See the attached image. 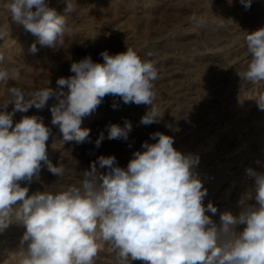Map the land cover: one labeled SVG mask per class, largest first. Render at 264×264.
<instances>
[{
	"label": "clouds",
	"instance_id": "obj_1",
	"mask_svg": "<svg viewBox=\"0 0 264 264\" xmlns=\"http://www.w3.org/2000/svg\"><path fill=\"white\" fill-rule=\"evenodd\" d=\"M239 2L246 10L252 4V0ZM66 3L64 14L46 0H6L5 8L9 18L36 37L41 47L56 48L71 31L68 17L77 7L75 0ZM190 23L207 26L196 13ZM246 33L244 43L251 59L245 70L237 72L241 86L264 82V27ZM37 51L33 43L30 52ZM100 55L102 63L91 56L73 62L74 75L59 78V90L45 87L29 93L13 86L8 88L11 99L0 104V232L12 222L24 226L22 264H95L101 241L110 245L118 264L136 260L143 264H264V172L245 170L254 178L256 206L247 205L245 195L239 201L241 212L221 213L217 225L206 215L208 211L215 214L217 208L212 203L204 206L207 189L194 171L199 156L181 153L173 146L174 138L161 132L150 134L156 142L145 141L144 150L134 152L126 168L118 165L114 155H101L81 173L79 185L27 195L28 187L19 182L30 183L38 176L42 161L56 177L63 176L65 168L48 161L46 142L51 129L43 119L23 116L14 124L17 112L27 113L32 107L42 110L54 97L51 123L59 127L64 141L77 144L91 142L90 129L81 128L82 119L107 96L114 98L113 109L118 107L116 98L125 105L149 106L140 124L159 122L154 103L159 74L151 59H142L132 47ZM146 55L150 58L152 53ZM3 61L0 52V65ZM20 79L19 69L0 66V83ZM254 99L264 111V93ZM9 104L11 111H7ZM131 131L130 121L125 120L123 127L110 124L107 139L127 141ZM104 139L101 132L95 146L99 148ZM239 225H244L241 231L236 230Z\"/></svg>",
	"mask_w": 264,
	"mask_h": 264
},
{
	"label": "rangeland",
	"instance_id": "obj_2",
	"mask_svg": "<svg viewBox=\"0 0 264 264\" xmlns=\"http://www.w3.org/2000/svg\"><path fill=\"white\" fill-rule=\"evenodd\" d=\"M95 1L96 0H86L85 2V0H75L77 5L75 10L76 13L74 12L75 15L73 13L68 17V26H71V31L65 33L63 45L58 44L56 48H50L47 46L41 47L36 42V37L31 33L26 32L22 25L19 26L20 28H18L16 32H13L14 34L12 33L13 37L11 36L12 34L9 35L7 33L0 37V52L4 55L3 64L0 66L7 69H19L21 75V79L18 81L9 80V84L0 83V104L11 99L8 93L9 87H20L29 93L45 87H51L59 78H68L73 74L70 71L73 62H78L86 56H91L93 61L95 60V62L98 61V63H102L103 59L100 55L102 52L101 50H108L109 54H116L123 52V50L126 51V47H133L135 45L141 46L144 43L146 44V42H156V40H159L161 37H168V35H170L175 29H186V23L190 20L193 13H196L201 18L203 17L204 20L213 18L218 23L226 20L234 21L240 26V34L237 32L236 35L242 36V31L246 27L244 16L254 13V11L260 7L259 5L264 4V0H256V2L251 4L250 9L246 10L245 8H241L240 12H236L235 7L241 5L239 0H102V3L105 6L104 12H107L105 10L108 9L109 11L107 12L108 18L106 19L107 14L105 13L106 17L104 16V18L101 19L99 7L96 6ZM46 2L49 7L54 8L59 14H64V9L67 7L66 0H46ZM5 3L6 0H0V25L7 24L5 16L9 13L5 8ZM132 3L139 6L136 18L137 21L135 20L134 22L133 20H130L131 22L126 21L127 16L125 17V13L128 11L129 7L133 5ZM82 7L88 9V11ZM83 13H86V15ZM110 14L111 16H109ZM127 20H129V18ZM128 23L131 24V29L134 28L132 30L133 33L130 32L131 29H128L130 28ZM167 27L169 29H167ZM193 29L200 30L201 28L192 26L190 30ZM223 34V38L225 39L223 42H226L223 44L231 42L233 36L231 37L228 34ZM204 35V32L200 34L199 40L197 39L199 43L196 39L191 40L194 38H185L182 40L184 41L182 42L184 44L181 43L178 49L184 50V46H188L187 44L189 43L190 46L199 49L200 47L201 49L210 47L209 42H207L208 37H205ZM8 36H11V38ZM84 38L86 39L84 40ZM187 39L190 40L188 41ZM102 41L104 43H102ZM33 43H36L38 49L35 54L30 52V47ZM182 46L183 48L181 49L180 47ZM249 59L251 58L249 57ZM241 60H243V58H241ZM42 64L45 66L43 67ZM57 64L61 65L57 66ZM202 69L208 71L211 75L225 71L224 68L218 64H209V66L206 65ZM229 70L227 71V75H231L235 78L237 80L236 82H227L224 86L226 89L222 88L213 92H207L202 98V107L200 111L196 113L191 109L188 110L189 113L188 111L181 113L176 116L173 122L168 123L158 131H155L173 137V146L181 153H192L199 156V164L195 167V174L201 180L203 187L210 191L208 194L209 197L218 199L225 198L224 196L226 195H232L234 189L229 187L226 183L219 184L221 170L215 166L216 161L223 160L224 158L226 159L228 156L237 154L244 149H248L251 154L253 153V156L255 155L254 157L251 156V160L260 161L264 159V152H262V146L264 145L263 143L261 145L260 141L261 138L264 137V111L258 109L254 99L260 93H264V82L257 85L246 84L245 86H241L240 77L236 72H239V70H236V65H232ZM51 80H54L55 83H51ZM12 108L13 105L9 104L7 111H11ZM19 115L20 112L15 114L13 122H16V118ZM44 118H46V116H44ZM182 127H185L186 129L183 131ZM91 132H93L92 129L90 130V133ZM155 132L151 131V134ZM103 133L105 139L102 141L98 149H96L95 141L99 135L94 133V135H90L92 136L90 137V141L92 140L91 142L87 141V143L82 144V146L78 144H76V146L73 144V146L67 148L61 159L59 157L58 160H53L54 162L51 161L54 166H59L57 165V162L59 164H65L64 167L67 166V169H65L64 172L65 175L56 177L47 168L46 173L41 172L43 176L39 173L41 180H39L40 184L38 183V185L35 186V191H48L55 193L64 190L68 186L79 185L80 179L82 178L81 173L88 170L91 163L101 155H114L118 165L122 168H126L128 162L133 157V153L144 150L142 145L128 147V145H126L127 141L124 140H108L107 132ZM147 142L155 143L156 141L149 136ZM100 171L103 172L106 171V169H100ZM198 174L200 176L202 174L204 180ZM73 175H75V178ZM48 179L49 181H47ZM247 180L250 181L251 178L247 177ZM212 184L216 186L218 185L215 192L210 190L213 186ZM248 196L249 198L246 200V204L256 206L254 198L255 190H252ZM242 197L244 196H238L237 200L240 201ZM204 206L207 207V204H204ZM243 227L244 225H239L236 230L241 231ZM24 232V226L20 227L16 222H12L7 229L0 232V255L5 253V250L9 249L12 244L14 245V243L21 242ZM101 245L105 244L101 241ZM95 264H99L97 259L95 260ZM137 264H140V262H137Z\"/></svg>",
	"mask_w": 264,
	"mask_h": 264
},
{
	"label": "bare ground",
	"instance_id": "obj_3",
	"mask_svg": "<svg viewBox=\"0 0 264 264\" xmlns=\"http://www.w3.org/2000/svg\"><path fill=\"white\" fill-rule=\"evenodd\" d=\"M85 2H86V0H85ZM254 2H256V0H252V4ZM95 3H96V6L99 7L100 17H101V19H103L104 16L109 11V9L105 10L107 12H104L105 6L102 3V0H96ZM132 4H131L132 6L129 5L130 7H129L128 11L125 13V17L127 16V19L129 18V20L126 19V21H130V20L132 21L133 20V22H134L137 18V11H138L139 6L135 5L134 3H132ZM236 5H238V4H236ZM255 5H257V4H255ZM117 6H118V3H117ZM259 6L260 7H258L254 11V13H251L250 15L244 16V22L246 23V27L244 26L245 28L242 31V36L239 35L240 37L236 35L237 32L240 34V32H239L240 26L238 24H236L234 21L226 20V21H223L221 23H218L213 18H209V19L205 20L207 22V26L204 28H201L200 30H194V29L190 30L193 25L190 23V20H188L186 23V29H184V30L175 29L173 32H171L170 35L167 34L168 37H163V38L161 37L159 40H156V42H153V43H147L146 42V44L141 43L143 45L140 44L141 46L135 45L132 47L135 51H137V53L141 56L142 59H151V61L154 63V65L156 66V68L158 70L159 79L157 81H155L156 98H155L154 103L159 108V113H160L159 122L152 123L150 125L140 124V120L146 114L149 106H145V105L137 106L135 104L125 105L122 102V100H120L119 98H116V102L118 103V107L116 109H113L111 107V105L114 102V98L111 96H108V97L104 98V101L102 102V104L100 106H98L97 110L94 113H92L90 116L82 119L81 128L82 129L87 128L90 130L92 129L93 132H91L90 135H94V133L99 135L101 132H107V126L110 124H119L121 127H123L125 120L130 121L132 124V131L129 133V138L127 140L126 145H128V147H135L138 145H142L145 141H147V139L149 138V136L151 134V131L152 132L158 131L160 128L164 127L166 124L173 122L175 120L176 116H178L179 114L184 113V112L191 110V109L194 110V112H196V113L198 111H200L201 107H202V98L207 92H213V91L225 88L224 86L227 84V82L234 83L237 81L231 75H227V73H228L227 71L231 68L232 65H236V70L238 69L240 72V71L245 70L247 65L249 64L250 55L247 53L246 45L244 43V38L247 35L246 32L250 33V32L255 31L261 27H264V4L259 5ZM82 8H84V7H82ZM241 8H244V6L242 4L240 6H236L235 7L236 12L237 11L240 12ZM84 9H86V8H84ZM86 11H88V9H86ZM144 11H146V10H144ZM75 13H76V11H75ZM75 13H74V15H75ZM84 15H86V13ZM138 15H143V14H138ZM212 15H211V17H212ZM78 16H80V15H78ZM89 16H90V14H89ZM109 16H111V14ZM9 17H10V14H6L5 21L7 22V24L6 25H0V31H2L4 34L7 33V34L11 35L13 32H16L18 30V28H20L19 27L20 25L13 22ZM147 17H149V16H147ZM107 18H108V14H107L106 19ZM85 19H86V17H85ZM2 20H4V19H2ZM89 20H90V18H89ZM81 25H82V23H81ZM128 25L130 26L131 24L128 23ZM243 25H244V23H243ZM128 29H131V26ZM133 29H131V31H130L131 33H133L132 32ZM167 29H169V28L167 27ZM202 32L205 33V35H204L205 37H208L207 42H209L210 47L206 48L204 46L205 48L201 49V47H200V49H199V48H194L193 46H190L189 45L190 43H189L187 45L190 47L184 46V48H183V46H182L180 48L181 49L183 48L184 50L178 49L179 45L182 42H184L182 40H184L187 37L188 38L189 37L194 38L191 40H195V39L199 40L200 34ZM223 33L228 34L231 37L233 36V39L231 40V42H229L227 44H223V43H226V42H223V41H225V39L223 38V35H224ZM13 34L11 35L12 37H13ZM11 36H8V37L11 38ZM8 37H6V38H8ZM85 39L86 38H84V40ZM132 40H133V38H132ZM198 40H197V42L199 43ZM5 41H3V42H5ZM112 42H114V41H112ZM190 42H192V41H190ZM102 43H104V42L102 41ZM1 44H2V42H1ZM182 44H184V43H182ZM101 51H103V50H101ZM123 51H125V50H123ZM148 52L152 53L150 58L147 57V55H146ZM241 58H243V60H241ZM61 61H63V60H61ZM42 62H44V61H42ZM94 62H95V60H94ZM209 64L221 65L225 71L222 73L217 72V73H214L213 75H211L210 73H208V71H205L202 69L206 65L209 66ZM59 65H61V64H59ZM59 65L57 64V66H59ZM30 66H31V64H30ZM35 66H37V65H35ZM44 66L45 65H43V67ZM49 66H50V64H49ZM45 70H46V68H45ZM234 71H235V69H234ZM61 72H59V73H61ZM236 72H238V71H236ZM231 73H233V72H231ZM72 75H74V73ZM45 77H44V79H45ZM236 78H238V77H236ZM54 80L53 81L51 80L52 81L51 83H53ZM184 82H186V83H184ZM47 85H49V84H47ZM229 85H231V84H229ZM50 88H52L53 90H59L57 83L52 85ZM63 91H65V92L68 91L66 86H64ZM55 103H57L55 98L54 97L50 98L48 101V104L46 105V107L44 109L37 110L35 107H32L29 109V111L27 113H20V115L17 118L15 117L16 122H19L23 116L36 115V116L42 118L43 123L51 129V134L49 136V140L46 142L47 158H48L49 162H51L53 160H58L59 157L61 159V157L64 155V153L68 147L73 146V144H75V145L77 144L75 141H64L62 133L59 130V127L52 125V123H51L52 115H51L50 108ZM188 113H189V111H188ZM44 116H46V118H44ZM96 126H98V127H96ZM88 127H90V128H88ZM185 129H186L185 127H182L183 131ZM90 137H92V136H90ZM258 139H260V138H258ZM260 141H261V145H262V143L264 145V137H262ZM86 143H87V141H85L82 144H86ZM82 144H78V145L82 146ZM261 145H260V147H261ZM262 147H263L262 152H264V146H262ZM96 149H98V148H96ZM252 154L248 149H244V150H241L240 152H238L237 154H233L232 156H228L226 159L224 158L223 160L215 162V166L221 170V176L219 179V184L226 183L229 187L234 189L232 195H226V196H224L225 198H220V199L210 198L208 195L210 193V191L207 190L208 192H207V195L205 196V198L203 200V204L208 205L209 203H212L213 206H215L217 208V212L215 214H213L210 211H208V212H206V215L210 216L211 219L213 220V222H215L217 225H219V223H220L221 213H223L225 211H229L233 215H238L241 212L242 206L239 204V201L237 200L238 196H240V195L241 196H245V195L248 196L252 192V190H255L254 189V178H251L250 181L247 180L248 176L246 175L245 170L250 167V168L255 169L257 172H264V163H263L264 159L260 160V161L259 160H251L252 157L255 156V155L253 156ZM263 155H264V153H263ZM65 163H66V161H65ZM57 165H59L58 162H57ZM65 167L64 168L67 169V166H65ZM47 168H48L47 163L42 161L41 162V170L39 173L41 175H42L41 172L46 173ZM71 176H72V174H71ZM73 176L75 178V175H73ZM200 177L203 178L202 174ZM40 178H41V176H39V174H38V176H34L33 180L30 183L27 181L19 182L21 187H28V193H27L28 196H31L34 193H36L35 186L38 185L39 180H41ZM76 178H77V176H76ZM248 178H250V177H248ZM75 180H77V179H75ZM203 180H204V178H203ZM47 181H49V179ZM65 181H67V180H65ZM212 185L213 186L210 190H212V192H215L218 188V185L217 186L214 184H212ZM18 226L23 227L22 224H18ZM25 247H26V245H25ZM23 258L24 257H23V252L21 250V243L17 242V243H14V245L12 244V246H10L9 249L5 250V253L0 255V264H22ZM96 259H97V262L99 264H118V262L115 259L114 253L111 251L110 245H106V244L101 245V249H100ZM137 262H140V264H143V262L139 261V260L132 261L131 263L137 264Z\"/></svg>",
	"mask_w": 264,
	"mask_h": 264
}]
</instances>
